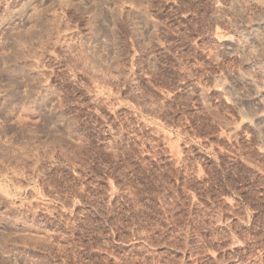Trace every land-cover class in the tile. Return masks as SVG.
Instances as JSON below:
<instances>
[{"label": "rangeland", "instance_id": "374dc122", "mask_svg": "<svg viewBox=\"0 0 264 264\" xmlns=\"http://www.w3.org/2000/svg\"><path fill=\"white\" fill-rule=\"evenodd\" d=\"M0 264H264V0H0Z\"/></svg>", "mask_w": 264, "mask_h": 264}]
</instances>
